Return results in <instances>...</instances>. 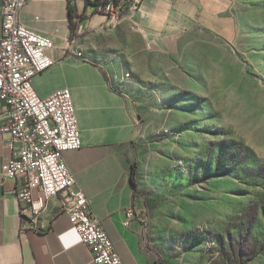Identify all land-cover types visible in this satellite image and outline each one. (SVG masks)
Instances as JSON below:
<instances>
[{
  "label": "rangeland",
  "instance_id": "rangeland-1",
  "mask_svg": "<svg viewBox=\"0 0 264 264\" xmlns=\"http://www.w3.org/2000/svg\"><path fill=\"white\" fill-rule=\"evenodd\" d=\"M188 1L110 53L140 55L138 215L157 264H264V0Z\"/></svg>",
  "mask_w": 264,
  "mask_h": 264
},
{
  "label": "crops",
  "instance_id": "crops-1",
  "mask_svg": "<svg viewBox=\"0 0 264 264\" xmlns=\"http://www.w3.org/2000/svg\"><path fill=\"white\" fill-rule=\"evenodd\" d=\"M95 0H30L20 11V21L35 31L50 35L54 46L48 54L54 64L32 82L41 96L68 87L73 96L82 137L79 149L67 150L64 158L75 176V187L91 200L93 213L107 231L124 264H157L149 248L147 228L138 215L139 196L132 180L133 139L137 127L134 104L123 93L125 85L139 88L140 55L131 53L132 76L114 62L118 46L140 40V31L152 32L166 4H189L188 0H139L120 22L109 21ZM0 0V31H1ZM80 15L81 26L71 39L69 8ZM163 15V13L161 14ZM162 22V21H161ZM108 51V52H107ZM114 57V58H113ZM136 67V68H135ZM0 140V264H95L64 211L60 195L44 200L37 224L23 229L30 218L22 214V203L12 190L14 180L4 176L8 160L19 143ZM41 192L35 190L36 200ZM132 208L135 215L127 217Z\"/></svg>",
  "mask_w": 264,
  "mask_h": 264
},
{
  "label": "built area",
  "instance_id": "built-area-1",
  "mask_svg": "<svg viewBox=\"0 0 264 264\" xmlns=\"http://www.w3.org/2000/svg\"><path fill=\"white\" fill-rule=\"evenodd\" d=\"M0 31V140L4 135L10 147L19 143L16 155L6 165L4 176L14 180L12 190L22 203V214L30 218L23 229L36 226V216L44 200L60 195L64 211L69 215L80 240L91 252L95 264H124L111 237L93 213L91 200L76 188L75 176L64 158L67 150L79 149L82 137L72 92L68 87L46 96L38 94L33 78L52 66L48 50L54 39L33 30L19 19L20 11L30 0H1ZM129 1L134 8L139 0ZM109 21H121L120 5L108 2L102 6ZM81 26H78L80 30ZM41 195L34 200L33 192ZM132 217V208L126 212Z\"/></svg>",
  "mask_w": 264,
  "mask_h": 264
},
{
  "label": "trees",
  "instance_id": "trees-1",
  "mask_svg": "<svg viewBox=\"0 0 264 264\" xmlns=\"http://www.w3.org/2000/svg\"><path fill=\"white\" fill-rule=\"evenodd\" d=\"M108 2H113L116 5H120V8L122 9L123 13H126L130 8H131V3L129 1L120 3V0H95L94 5L96 6L97 9L102 10V6L105 4H108ZM69 15H70V27H71V39H73L75 36H77V29H78V22L76 21V18H78L80 15H77L73 12V8L70 6L69 8ZM132 180L137 187V165L134 162L133 163V168H132Z\"/></svg>",
  "mask_w": 264,
  "mask_h": 264
}]
</instances>
